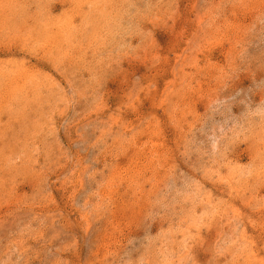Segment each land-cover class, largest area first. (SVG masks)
<instances>
[{"label": "rangeland", "instance_id": "rangeland-1", "mask_svg": "<svg viewBox=\"0 0 264 264\" xmlns=\"http://www.w3.org/2000/svg\"><path fill=\"white\" fill-rule=\"evenodd\" d=\"M0 264H264V0H0Z\"/></svg>", "mask_w": 264, "mask_h": 264}, {"label": "bare ground", "instance_id": "bare-ground-1", "mask_svg": "<svg viewBox=\"0 0 264 264\" xmlns=\"http://www.w3.org/2000/svg\"><path fill=\"white\" fill-rule=\"evenodd\" d=\"M15 3V2H14ZM9 72V71H8Z\"/></svg>", "mask_w": 264, "mask_h": 264}]
</instances>
